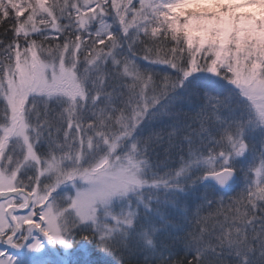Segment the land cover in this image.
I'll use <instances>...</instances> for the list:
<instances>
[{"label":"snow or ice","instance_id":"snow-or-ice-1","mask_svg":"<svg viewBox=\"0 0 264 264\" xmlns=\"http://www.w3.org/2000/svg\"><path fill=\"white\" fill-rule=\"evenodd\" d=\"M0 264H264V0H0Z\"/></svg>","mask_w":264,"mask_h":264},{"label":"rangeland","instance_id":"rangeland-1","mask_svg":"<svg viewBox=\"0 0 264 264\" xmlns=\"http://www.w3.org/2000/svg\"><path fill=\"white\" fill-rule=\"evenodd\" d=\"M230 195H232V194H230ZM18 214H24V212H23V211H21V212H19Z\"/></svg>","mask_w":264,"mask_h":264}]
</instances>
